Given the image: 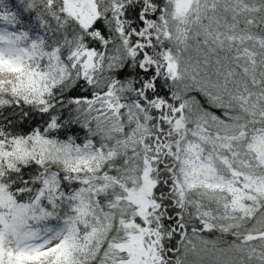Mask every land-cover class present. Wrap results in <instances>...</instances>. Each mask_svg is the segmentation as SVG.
Segmentation results:
<instances>
[{"label": "snow or ice", "instance_id": "snow-or-ice-1", "mask_svg": "<svg viewBox=\"0 0 264 264\" xmlns=\"http://www.w3.org/2000/svg\"><path fill=\"white\" fill-rule=\"evenodd\" d=\"M0 264H264V0H0Z\"/></svg>", "mask_w": 264, "mask_h": 264}]
</instances>
